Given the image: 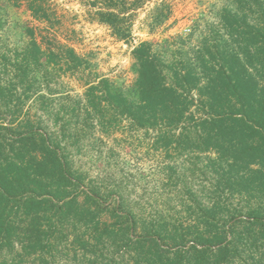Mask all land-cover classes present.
<instances>
[{
  "label": "trees",
  "instance_id": "trees-1",
  "mask_svg": "<svg viewBox=\"0 0 264 264\" xmlns=\"http://www.w3.org/2000/svg\"><path fill=\"white\" fill-rule=\"evenodd\" d=\"M144 2L94 0L91 14L129 41ZM231 4L193 52L177 47L182 58L166 59L152 41H141L132 50L137 76L128 89L96 76L56 112L48 105L56 75L83 71L87 60L73 46L36 38L32 28L25 47L0 54V107L12 104L14 88L28 98L35 90L42 114L55 123L62 112L84 115L67 121L73 134L89 125L106 135L152 133L154 150L185 158L179 179L189 201L181 204L192 218L181 227L139 222L122 196L110 205L92 187L81 197L84 178L64 152L65 125L50 134L42 115L15 125L10 108L0 116V264H264V0ZM28 7L48 24L43 0ZM161 7L153 24L169 17ZM200 167L207 182L194 189ZM230 198L238 204L226 203ZM106 210L114 221L101 220Z\"/></svg>",
  "mask_w": 264,
  "mask_h": 264
},
{
  "label": "rangeland",
  "instance_id": "rangeland-1",
  "mask_svg": "<svg viewBox=\"0 0 264 264\" xmlns=\"http://www.w3.org/2000/svg\"><path fill=\"white\" fill-rule=\"evenodd\" d=\"M29 1L0 0V20L3 24L0 26V54L5 52V55L12 56L16 50L25 47L31 40L26 29L32 28L36 38L43 40L44 37L46 41L73 46L89 63L83 71L60 70L56 75L52 84L55 93L48 100L54 112L61 104L72 105L78 96L83 95L85 81L96 76L108 77L122 89H128L137 76L132 50L141 41H152L155 49L166 59L182 58L178 48L193 52L201 45L209 27L219 25L222 8L232 6V0H145L142 7L135 10L133 37L125 41L114 36L107 25L94 19L91 14L95 11L91 5L94 0H43L50 17L48 24L33 17ZM159 5H162L160 10L169 13V17L157 25L152 20ZM8 63L11 67L13 60ZM1 80L9 84L11 78L1 75ZM34 91L29 93L28 98L22 88H14L7 99L13 102L8 108L0 107V116L4 118L10 115V108L15 109L17 125L24 119L39 121L42 115V129L50 125V134L60 131L65 125L66 141L63 145L66 144L67 149L64 152L74 171L84 178L83 186L77 190L81 197L89 188L97 187L110 205L122 196L139 222L159 223L166 220L168 226L179 227L191 223L192 218L181 204H188L189 201L187 189L179 179L186 165L185 158L174 152L169 156L164 151L154 150L151 132L145 136L144 132L124 128L106 135L98 127L89 129V125L73 134L70 129L74 123L82 121L84 115L80 113L71 119L69 113L62 112V118L55 123V117L42 114L40 99ZM43 93L49 94L47 91ZM69 120L73 122L70 126L67 125ZM5 121L3 123H9ZM201 169L196 168L194 189L207 182ZM224 200L229 205L238 204L237 199ZM101 220L112 222L114 218L106 210ZM187 243L192 244L191 238ZM163 247L166 249L168 245L164 243ZM117 260H120L119 256ZM57 264L67 262L60 259Z\"/></svg>",
  "mask_w": 264,
  "mask_h": 264
}]
</instances>
